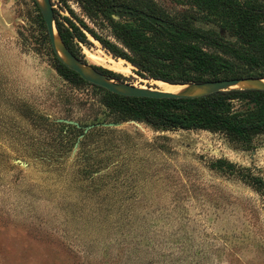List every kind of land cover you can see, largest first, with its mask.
I'll list each match as a JSON object with an SVG mask.
<instances>
[{
  "label": "rangeland",
  "instance_id": "obj_1",
  "mask_svg": "<svg viewBox=\"0 0 264 264\" xmlns=\"http://www.w3.org/2000/svg\"><path fill=\"white\" fill-rule=\"evenodd\" d=\"M154 1L236 40L223 10ZM51 4L88 22L74 0ZM94 28L113 41L109 28ZM44 34L32 0H0V264H264V187L242 178L264 181V134L243 144L123 119L101 105L103 93L58 74ZM87 40L81 61L157 88ZM120 61L131 75L114 69ZM58 119L116 127L80 138ZM220 160L233 167L214 168Z\"/></svg>",
  "mask_w": 264,
  "mask_h": 264
},
{
  "label": "trees",
  "instance_id": "obj_2",
  "mask_svg": "<svg viewBox=\"0 0 264 264\" xmlns=\"http://www.w3.org/2000/svg\"><path fill=\"white\" fill-rule=\"evenodd\" d=\"M74 1L93 26L76 17L70 9L69 17H63L53 9L54 22L61 41L80 59V45L88 43L89 35L113 58L125 60L138 75L152 80L188 84L264 78L262 0H191L207 9L225 12L232 21L236 37L233 43L214 31L196 27L190 18L172 16L154 0ZM32 2L45 32L43 37L49 45L55 70L73 86L88 85L103 93L101 105L109 112L160 130H207L243 144H250L255 136L264 134V90L233 89L195 99H154L120 96L85 82L56 57L37 2ZM98 24L109 28L113 41L95 32L94 27ZM93 68L109 78L124 80L119 74ZM213 167L230 170L233 166L220 160ZM242 178L257 192L262 191L264 181L261 178L251 175Z\"/></svg>",
  "mask_w": 264,
  "mask_h": 264
},
{
  "label": "water",
  "instance_id": "obj_3",
  "mask_svg": "<svg viewBox=\"0 0 264 264\" xmlns=\"http://www.w3.org/2000/svg\"><path fill=\"white\" fill-rule=\"evenodd\" d=\"M36 2L44 22L46 33L49 39V44L56 57L68 69L77 73L80 78H82L85 82L101 87L110 93L126 97H147L154 99H195L216 92L229 91L233 89L264 90V78L255 77L223 79L188 84H170L167 82L160 81L173 86H187L188 89L180 93L163 92L157 89L137 87L127 82H122L116 79L109 78L103 73L94 69L92 66L81 61V59L76 57L61 41L55 27L54 11L51 4V0H36ZM57 122L64 123L67 125H73L77 129H82L83 133L80 138H82L84 134H86L88 131L95 128L116 127V124L114 123H97L82 128L78 123L74 121L58 119ZM76 147L77 143L75 144V148Z\"/></svg>",
  "mask_w": 264,
  "mask_h": 264
},
{
  "label": "bare ground",
  "instance_id": "obj_4",
  "mask_svg": "<svg viewBox=\"0 0 264 264\" xmlns=\"http://www.w3.org/2000/svg\"><path fill=\"white\" fill-rule=\"evenodd\" d=\"M114 69L125 75H131L132 73L130 66H126L123 61L115 62ZM155 86L157 90L171 93H180L188 89L187 86H173L160 81H155Z\"/></svg>",
  "mask_w": 264,
  "mask_h": 264
}]
</instances>
